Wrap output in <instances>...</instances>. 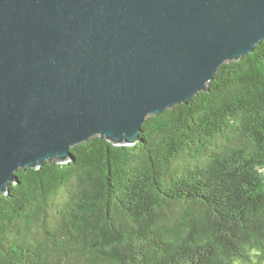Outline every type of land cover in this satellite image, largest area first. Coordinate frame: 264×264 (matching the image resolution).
Returning <instances> with one entry per match:
<instances>
[{"label":"trees","instance_id":"1","mask_svg":"<svg viewBox=\"0 0 264 264\" xmlns=\"http://www.w3.org/2000/svg\"><path fill=\"white\" fill-rule=\"evenodd\" d=\"M0 191V264H264V39L135 143L101 135Z\"/></svg>","mask_w":264,"mask_h":264},{"label":"water","instance_id":"2","mask_svg":"<svg viewBox=\"0 0 264 264\" xmlns=\"http://www.w3.org/2000/svg\"><path fill=\"white\" fill-rule=\"evenodd\" d=\"M264 39V0H0V191L101 135L133 144Z\"/></svg>","mask_w":264,"mask_h":264}]
</instances>
